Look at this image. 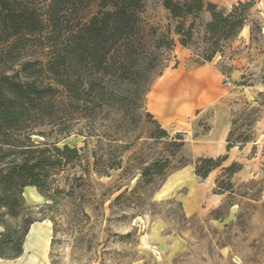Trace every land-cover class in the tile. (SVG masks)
Returning a JSON list of instances; mask_svg holds the SVG:
<instances>
[{
	"label": "rangeland",
	"instance_id": "rangeland-1",
	"mask_svg": "<svg viewBox=\"0 0 264 264\" xmlns=\"http://www.w3.org/2000/svg\"><path fill=\"white\" fill-rule=\"evenodd\" d=\"M48 1L34 3L42 13ZM207 1L227 10L239 2L255 3L250 20L257 24L245 26L226 46L224 57L213 60L230 80L223 87L229 92L235 136L254 135L253 142L230 151V160L223 165L239 161L244 171L232 178L231 192L223 194L215 183L222 168L204 181L195 175L194 163L204 157L201 135L210 129L212 108L194 129L184 125L167 129L148 116V84L184 60L181 54L182 60L177 59L175 49L178 22L161 0H145L132 77L106 78L100 86L104 101L83 105L60 93L54 118L41 124L28 122L15 134L25 145L68 146L77 151L51 171V189L41 194V205H29L27 187L23 190L21 213L32 208L35 218L54 221L53 226L45 219L53 229L49 264H264V0ZM81 9L68 14L70 25L88 12ZM206 20L207 15L197 23ZM200 32L197 27L195 44L189 49L196 63L201 62L196 56L204 52ZM163 37L176 46L156 49L157 39ZM50 54L46 43L28 46L13 57L45 64ZM120 59L117 53L116 66ZM149 65L153 69L148 71ZM9 67L10 75L20 70L17 62ZM45 75L40 81L51 83ZM259 104L258 122L250 128L249 114ZM159 129L169 136L158 138ZM182 142L184 147L177 150ZM161 159H169L168 171L149 182L142 169L157 160L163 165ZM188 204L194 206V214H187ZM12 223L18 226L21 219Z\"/></svg>",
	"mask_w": 264,
	"mask_h": 264
},
{
	"label": "trees",
	"instance_id": "trees-1",
	"mask_svg": "<svg viewBox=\"0 0 264 264\" xmlns=\"http://www.w3.org/2000/svg\"><path fill=\"white\" fill-rule=\"evenodd\" d=\"M44 12L38 9L34 0H0V258L15 259L23 253V242L31 226L36 222L50 218H35L32 208H26L24 214L23 190L36 188L40 194L51 189L49 176L61 160L77 155L75 149L56 145L37 147L25 145L16 133L28 122L41 124L46 118H54L56 103L60 93L66 99L87 104L105 100L101 85L106 78L117 77L129 80L134 74V43L142 32V12L145 0H49ZM163 8L171 19L177 21L174 34L183 48H192L195 44L196 29H200V41L204 52L196 57L197 64L211 63L221 55L224 49L240 35L251 22V11L255 3L239 2L229 10L220 8L207 0H161ZM88 11L76 19L72 25L67 21L73 11ZM93 10V12H91ZM208 15L206 21H200ZM257 30L260 27L257 25ZM251 27L250 32L253 34ZM175 41L169 37L157 39L156 49H172ZM50 47V57L43 64L40 61H21L13 57L28 46L46 45ZM132 45V47H130ZM121 59L116 66L115 55ZM19 54V53H18ZM19 64L20 70L8 73L10 64ZM149 69H153L149 65ZM75 69V70H73ZM71 70L74 71L71 73ZM45 75L51 83L40 81ZM72 74V75H71ZM162 72L157 76H161ZM111 80V79H109ZM264 82V77H263ZM145 95L148 94L150 86ZM263 96L262 93L259 94ZM264 103V102H263ZM249 114L248 127L254 128L258 122L260 108ZM149 117L153 115L148 113ZM231 131L227 138L226 155L217 158L200 157L195 164V175L206 180L209 175L222 168L223 175L215 183L221 194L231 192L232 178L243 166L233 162L223 165L229 159V152L237 147L242 149L253 142L254 135L235 136L236 121H231ZM31 133L27 138L30 139ZM16 136V137H15ZM169 134L159 129L158 138ZM16 138V139H13ZM184 141L183 139H181ZM184 142L177 145V150ZM254 151V148H253ZM151 162L142 169V175L152 182L155 177L164 176L168 171L169 159ZM188 163L184 164L185 167ZM226 180V181H224ZM21 219L20 225L13 220Z\"/></svg>",
	"mask_w": 264,
	"mask_h": 264
},
{
	"label": "crops",
	"instance_id": "crops-1",
	"mask_svg": "<svg viewBox=\"0 0 264 264\" xmlns=\"http://www.w3.org/2000/svg\"><path fill=\"white\" fill-rule=\"evenodd\" d=\"M175 49L176 54H179L177 59L184 61L178 67L167 68L152 84L146 96V108L167 129L174 125L194 129L207 110L212 108L213 115L208 120L210 129L201 135L204 157L222 156L227 152V138L232 128L230 106L227 103L229 92L223 87L230 80L225 78L215 61L199 65L192 60L194 55L191 50L179 45ZM234 149L237 147L231 151ZM26 192L29 194V205L42 204L44 199L36 188L27 187ZM185 210L189 215L195 213L191 204L186 205ZM2 232L0 226V234ZM52 239L51 222H36L23 242L22 255L15 259L0 258V264H49Z\"/></svg>",
	"mask_w": 264,
	"mask_h": 264
},
{
	"label": "built area",
	"instance_id": "built-area-1",
	"mask_svg": "<svg viewBox=\"0 0 264 264\" xmlns=\"http://www.w3.org/2000/svg\"><path fill=\"white\" fill-rule=\"evenodd\" d=\"M45 203L48 205V204H50V202L49 201H45Z\"/></svg>",
	"mask_w": 264,
	"mask_h": 264
}]
</instances>
